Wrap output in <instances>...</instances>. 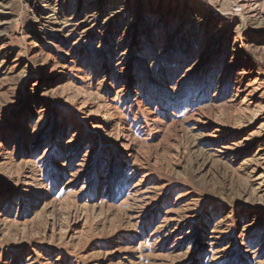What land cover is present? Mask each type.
Listing matches in <instances>:
<instances>
[{
	"label": "rangeland",
	"instance_id": "rangeland-1",
	"mask_svg": "<svg viewBox=\"0 0 264 264\" xmlns=\"http://www.w3.org/2000/svg\"><path fill=\"white\" fill-rule=\"evenodd\" d=\"M0 264H264V0H0Z\"/></svg>",
	"mask_w": 264,
	"mask_h": 264
}]
</instances>
